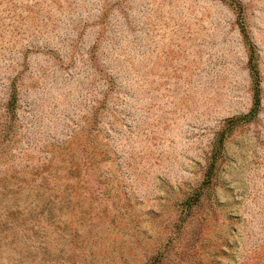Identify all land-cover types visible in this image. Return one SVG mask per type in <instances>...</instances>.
I'll list each match as a JSON object with an SVG mask.
<instances>
[{
	"label": "rangeland",
	"instance_id": "1",
	"mask_svg": "<svg viewBox=\"0 0 264 264\" xmlns=\"http://www.w3.org/2000/svg\"><path fill=\"white\" fill-rule=\"evenodd\" d=\"M0 264H264V0H0Z\"/></svg>",
	"mask_w": 264,
	"mask_h": 264
},
{
	"label": "trees",
	"instance_id": "2",
	"mask_svg": "<svg viewBox=\"0 0 264 264\" xmlns=\"http://www.w3.org/2000/svg\"><path fill=\"white\" fill-rule=\"evenodd\" d=\"M245 32V31H243ZM246 41L249 46V52H250V67H251V74L253 77L254 82V108L251 110L250 114L245 116L243 119L252 120L256 117V115L259 113L261 108V88H260V75L257 65V58H256V48L249 40L248 36H246ZM240 121V119H239Z\"/></svg>",
	"mask_w": 264,
	"mask_h": 264
}]
</instances>
